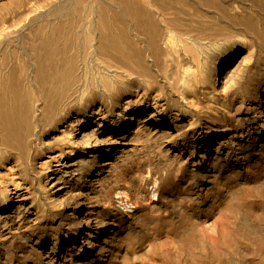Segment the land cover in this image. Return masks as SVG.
Wrapping results in <instances>:
<instances>
[{
    "label": "bare ground",
    "instance_id": "obj_1",
    "mask_svg": "<svg viewBox=\"0 0 264 264\" xmlns=\"http://www.w3.org/2000/svg\"><path fill=\"white\" fill-rule=\"evenodd\" d=\"M138 263L264 264V0H0V264Z\"/></svg>",
    "mask_w": 264,
    "mask_h": 264
},
{
    "label": "rangeland",
    "instance_id": "obj_2",
    "mask_svg": "<svg viewBox=\"0 0 264 264\" xmlns=\"http://www.w3.org/2000/svg\"><path fill=\"white\" fill-rule=\"evenodd\" d=\"M203 203H201V205H202ZM146 243V238L145 239H140L139 240V243H137V244H135V245H132V240H128V241H125V242H123V244H122V249L123 248H125V249H123L122 250V252L125 250V251H127V253H129L130 254V256H131V261H133L134 262V260H132V258H133V256H134V254L137 252V250L139 249V246L141 245V244H145ZM134 253V254H133ZM148 260H149V258H148ZM138 264H140V263H138Z\"/></svg>",
    "mask_w": 264,
    "mask_h": 264
}]
</instances>
